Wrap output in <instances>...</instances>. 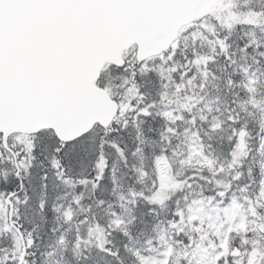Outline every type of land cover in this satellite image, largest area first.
<instances>
[{
    "label": "snow or ice",
    "instance_id": "6c2138e0",
    "mask_svg": "<svg viewBox=\"0 0 264 264\" xmlns=\"http://www.w3.org/2000/svg\"><path fill=\"white\" fill-rule=\"evenodd\" d=\"M0 264H264V0H0Z\"/></svg>",
    "mask_w": 264,
    "mask_h": 264
}]
</instances>
